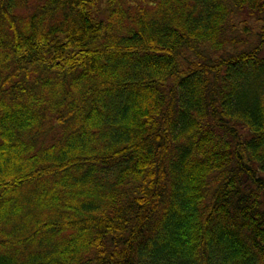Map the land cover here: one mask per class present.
<instances>
[{"label":"trees","instance_id":"1","mask_svg":"<svg viewBox=\"0 0 264 264\" xmlns=\"http://www.w3.org/2000/svg\"><path fill=\"white\" fill-rule=\"evenodd\" d=\"M0 264H264V0H0Z\"/></svg>","mask_w":264,"mask_h":264}]
</instances>
